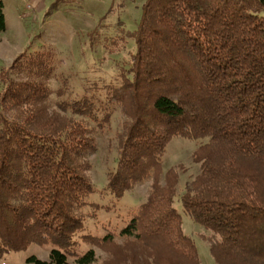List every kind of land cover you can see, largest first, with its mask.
Masks as SVG:
<instances>
[{
    "label": "trees",
    "instance_id": "16d2710c",
    "mask_svg": "<svg viewBox=\"0 0 264 264\" xmlns=\"http://www.w3.org/2000/svg\"><path fill=\"white\" fill-rule=\"evenodd\" d=\"M4 10L0 0V33ZM125 35L137 50L131 77L108 101L126 115L108 189L121 199L145 179L153 186L119 236L92 242L110 252V264H202L175 207L179 174L164 175L163 158L176 137L208 139L194 154L200 173L183 209L213 233L216 264H264V0H147L137 30ZM24 57L0 70V258L37 244L53 247L49 258L28 264H95V250L75 251L80 210L95 191L82 163L94 149L89 130L46 114L44 82L13 78ZM45 59L31 58L29 73L44 75ZM64 107L98 121L86 97Z\"/></svg>",
    "mask_w": 264,
    "mask_h": 264
},
{
    "label": "rangeland",
    "instance_id": "374dc122",
    "mask_svg": "<svg viewBox=\"0 0 264 264\" xmlns=\"http://www.w3.org/2000/svg\"><path fill=\"white\" fill-rule=\"evenodd\" d=\"M146 1L4 0L7 30L0 33V70L10 69L25 53L13 78L44 82L49 93L40 106L46 114L61 122L72 120L89 130L94 149L83 155L82 163L95 191L85 199L87 204L80 210L84 215V227L76 238L75 251L83 254L95 250L98 260L95 264H110L111 256L109 251L95 245L92 237L103 238L110 233L119 236L120 231L138 216L152 192V178L136 184L121 199L108 189L109 176L118 168L119 136L126 119L122 107L108 101L112 88L121 87L124 77H131L137 44L125 35V31L137 30ZM40 54H44L49 67L44 75L37 77L29 73L30 68L34 72L35 67L28 63ZM60 92L65 94L60 96ZM84 97L95 102L98 121L87 114L77 115L65 109V103H75ZM15 114L8 112L11 119ZM107 115L109 120L105 119ZM207 142L208 139H172L163 158V171L164 175L170 169L178 172L175 207L183 218L184 231L195 241L201 263L216 264L210 251L215 240L213 233L185 213L181 200L187 184L200 173L194 154ZM162 184H165L164 177ZM83 236H88L89 241ZM118 241L124 243L121 237ZM52 248L51 245L34 244L0 258V264H28L32 256L48 260ZM70 263L75 264L73 259Z\"/></svg>",
    "mask_w": 264,
    "mask_h": 264
}]
</instances>
